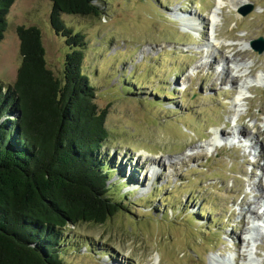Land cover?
<instances>
[{"label":"rangeland","instance_id":"obj_1","mask_svg":"<svg viewBox=\"0 0 264 264\" xmlns=\"http://www.w3.org/2000/svg\"><path fill=\"white\" fill-rule=\"evenodd\" d=\"M95 4L96 19L61 16L82 48L52 30L43 0H15L0 41V87L21 66L17 28L36 27L55 77L80 50L105 112L100 156L123 208L69 226L62 264H264V51L251 46L264 0Z\"/></svg>","mask_w":264,"mask_h":264},{"label":"trees","instance_id":"obj_2","mask_svg":"<svg viewBox=\"0 0 264 264\" xmlns=\"http://www.w3.org/2000/svg\"><path fill=\"white\" fill-rule=\"evenodd\" d=\"M14 1L0 0V41ZM43 1L52 3V30L68 47H84L61 16L96 19L95 2L104 0ZM17 36L21 66L13 85L0 87V264H62L69 226L103 224L123 208L108 196L100 156L109 138L105 112L94 103L80 50L66 56L57 78L40 31L18 27Z\"/></svg>","mask_w":264,"mask_h":264},{"label":"water","instance_id":"obj_3","mask_svg":"<svg viewBox=\"0 0 264 264\" xmlns=\"http://www.w3.org/2000/svg\"><path fill=\"white\" fill-rule=\"evenodd\" d=\"M253 10V5H249L247 10L245 12H243V15L248 14L249 12H251ZM240 12V10H239ZM251 46L253 47V49L255 51H257L259 54H261L264 51V40L262 38H259L257 40H254L251 42Z\"/></svg>","mask_w":264,"mask_h":264},{"label":"bare ground","instance_id":"obj_4","mask_svg":"<svg viewBox=\"0 0 264 264\" xmlns=\"http://www.w3.org/2000/svg\"><path fill=\"white\" fill-rule=\"evenodd\" d=\"M179 19H181V17H179ZM189 19H191V18H189ZM188 22H190V21H189V20L187 21L186 19H183V23H184V24H187V25L190 24V23H188ZM193 24H194V23H193ZM189 26H190V25H189ZM189 26H187V27H189ZM191 26H192V25H191ZM191 30H192V29H190L189 31H191ZM222 52H223V51H222ZM235 54H237V53L235 52ZM228 74H229V73H228ZM223 75H224V74H223ZM224 78H225V77H224ZM235 81H236V83H237V79H236ZM259 148H260V147H259ZM260 151H262L261 148H260ZM140 154H143V155H144V154H147V155H148V153H147V152H144V151L138 153V155H140ZM156 172H157L156 169L152 171V175H153L155 178L157 177V174H158V173H156ZM136 173H137V172H136ZM138 186H139V184H138ZM252 204H253V203H252ZM250 211H251V210H250ZM157 259H158V258H157ZM156 261H157V260H156Z\"/></svg>","mask_w":264,"mask_h":264}]
</instances>
